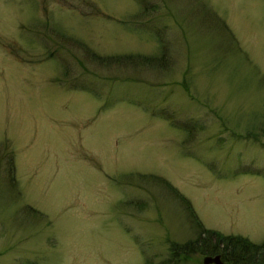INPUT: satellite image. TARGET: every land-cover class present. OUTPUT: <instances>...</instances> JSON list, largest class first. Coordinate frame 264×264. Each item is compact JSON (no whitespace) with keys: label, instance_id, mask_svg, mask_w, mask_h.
I'll list each match as a JSON object with an SVG mask.
<instances>
[{"label":"rangeland","instance_id":"1","mask_svg":"<svg viewBox=\"0 0 264 264\" xmlns=\"http://www.w3.org/2000/svg\"><path fill=\"white\" fill-rule=\"evenodd\" d=\"M152 175L264 262V0H0V264H159L199 227Z\"/></svg>","mask_w":264,"mask_h":264},{"label":"trees","instance_id":"2","mask_svg":"<svg viewBox=\"0 0 264 264\" xmlns=\"http://www.w3.org/2000/svg\"><path fill=\"white\" fill-rule=\"evenodd\" d=\"M84 50L87 53V55L90 57V59L93 60V62L97 64L106 65V66L108 64H112V63L117 64L120 62H133V61L134 62L136 61L149 62L150 60L154 59V57L148 56V55L124 54V53L108 55V56H100L98 54H95L89 48L85 47ZM158 59L162 61L163 54L159 55ZM80 85H82L81 86L82 89H79V90H84L87 92L91 91V87H89L85 83L80 84ZM157 115L158 116L162 115L163 117L168 118V116L162 112ZM243 137L244 138H255L256 135H253L247 132L246 134L245 133L243 134ZM10 168H11V174H10L11 177L9 179H10L11 185L14 186L15 181L13 177V167L10 165ZM140 176H144V175L141 174ZM124 177H131V175L128 174L126 176L125 174ZM152 178L155 179L158 183L164 185L168 190L173 192V194L178 199H180L183 205L185 204L184 207L186 208V211L188 213V216L191 222H193L195 226L199 227L198 228L199 231H197V236L194 239H189L181 243L171 242L170 247H169L171 254L169 255V258L162 260L159 264H177L178 263L177 259L179 260L183 257L185 258L189 254H193V253H198L200 255H207V254L212 255V254L217 253L221 256V259L223 260V262H226L229 259H233V260H238L236 264H251L253 262L251 258L253 256L252 248H254L255 246L252 243L248 242L246 239L241 238L239 236L218 237L217 235L219 234L216 231L204 229L185 197L180 195V193H178L175 190V188H173L163 178L159 176H155V175H152ZM219 243H221L222 245L220 246ZM263 247H264V240L256 249L263 248Z\"/></svg>","mask_w":264,"mask_h":264},{"label":"water","instance_id":"3","mask_svg":"<svg viewBox=\"0 0 264 264\" xmlns=\"http://www.w3.org/2000/svg\"><path fill=\"white\" fill-rule=\"evenodd\" d=\"M202 264H221L220 258L218 254L215 255H204L201 258Z\"/></svg>","mask_w":264,"mask_h":264},{"label":"flooded vegetation","instance_id":"4","mask_svg":"<svg viewBox=\"0 0 264 264\" xmlns=\"http://www.w3.org/2000/svg\"><path fill=\"white\" fill-rule=\"evenodd\" d=\"M215 254H217V253H215ZM215 254H212V255H215ZM208 255H210V254H208ZM219 257H220L221 264H236V262L238 261V260L229 259L228 261L223 262V260L221 259V256L220 255H219ZM210 264H212V263H210ZM251 264H264V262L255 263L253 261Z\"/></svg>","mask_w":264,"mask_h":264}]
</instances>
